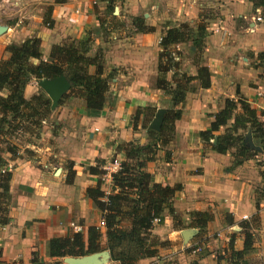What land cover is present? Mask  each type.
Here are the masks:
<instances>
[{"label": "crops", "instance_id": "crops-1", "mask_svg": "<svg viewBox=\"0 0 264 264\" xmlns=\"http://www.w3.org/2000/svg\"><path fill=\"white\" fill-rule=\"evenodd\" d=\"M9 1V5L0 3V26L6 27L0 35V59L6 57L8 45H20L34 37L40 39L44 59L48 60L53 45L80 40L94 30L95 45L104 51L105 74L112 78L98 116H86L83 100L73 98V107L68 110L67 106L59 105L56 120L44 121L38 138H31L23 148L20 146L18 158L12 160L8 154L4 155L7 166L11 167L10 222L0 228L4 263L32 264L35 253L38 264H64V258L48 256V242L54 237L76 233L71 224L81 227L79 233L84 236L89 227H99L101 213L87 197L86 190L101 182V190L109 194L111 175L121 162L116 155L117 147L131 141H145V134L142 137L138 130L132 129V117L138 108L155 111L169 108V97L154 86L162 32L181 24L194 25L202 14L212 17L201 58L202 65L211 73L210 87L201 89L198 83L193 84L196 90L186 95L182 116L174 123L171 142L146 166L155 183L182 187L173 199L177 219L164 216L162 224L152 231L157 256L137 264H218L214 260L218 254L216 244L229 239L224 233L255 218L260 222V238L264 236V198L258 210L255 206L256 190L264 188L257 162L259 158L264 160V156L232 167L233 151L218 154L197 136L209 128L212 115L223 107L225 100H236V93L264 115V77H259L261 72L253 67L254 62L243 56L248 51L264 52L260 9L254 10L248 0ZM44 1L48 3L41 5ZM95 3H111L114 21L110 29L98 28ZM133 18H142L153 31L137 33L131 22ZM45 20L50 24L46 25ZM185 45L175 48L184 54ZM182 61V71L195 76L194 63ZM171 77L172 72L165 76L168 81ZM39 89L37 81L32 79L24 95L30 98ZM138 129L142 130L141 126ZM223 132L221 128L218 135ZM91 168L104 174L92 175ZM206 211H212L214 219L200 233L199 229L190 227V214ZM226 213L232 217V226L224 221ZM100 229L101 244L105 247L104 228ZM186 229L198 232L185 244L180 232ZM242 244V239H238L235 250H242ZM197 245L202 254L194 249ZM260 256L264 261V251Z\"/></svg>", "mask_w": 264, "mask_h": 264}, {"label": "trees", "instance_id": "trees-1", "mask_svg": "<svg viewBox=\"0 0 264 264\" xmlns=\"http://www.w3.org/2000/svg\"><path fill=\"white\" fill-rule=\"evenodd\" d=\"M254 10H261L264 21V0H248ZM62 3V0H55ZM109 8L112 9V6ZM212 19L209 14L199 16L194 25L181 24L167 29L161 36L160 53L157 69L158 77L155 88L163 91L170 100V107L166 110L159 131L148 128L156 111L150 108H138L132 117L133 131L140 126L146 130V143L131 141L120 144L116 149L121 162L119 169L111 175V191L105 194L101 190V182L94 188H88L86 195L101 213L104 221L105 247H102V231L100 227L92 226L87 229L86 236L73 233L69 236L54 237L48 242L47 250L50 258L83 257L106 250L111 261L116 264H137L141 260L152 259L157 256L156 242L152 231L162 224L164 216L170 215L177 219L173 207V199L181 192L180 185L164 186L153 181L146 171L148 163L155 161L158 151L166 147L174 135V123L180 120L186 95L194 92V83L201 89H208L211 83V73L202 65L204 41L208 35L207 28ZM46 25L50 24L45 20ZM132 25L137 33H150L152 27H147L142 18H133ZM90 34L87 33L80 40L66 41L53 45L48 60L44 59L40 39L29 38L20 45H8L5 48L6 57L0 59V228L10 222L8 206L10 202L9 184L10 171H5L7 162L4 158H18L20 144L24 138H38L42 124L53 113L50 109L51 101L39 89L30 98L24 95L27 84L32 80L54 79L65 76L71 88L59 101L63 102L68 94L84 102V112L88 117H96L104 107L106 94L109 91L111 76L106 75L99 52L91 57L89 52ZM191 43L189 53L192 54L196 67V75L189 76L182 71V54L175 49L176 45ZM194 48V50H190ZM255 69L260 70L259 77H264V53L261 52L253 63ZM92 70V71H91ZM172 72L171 81L165 76ZM237 94L236 100L227 99L223 107L214 115L209 128L197 133L198 138L211 146L218 154L233 151L232 167L240 166L243 162L264 155V122L263 113L251 108L242 96ZM239 108V111L237 109ZM232 123L229 125V122ZM223 128V134L218 135ZM250 132L252 142L260 151L251 149L244 135ZM216 139V144L212 142ZM259 175L264 181V160L257 162ZM89 173L102 176L104 173L91 168ZM264 198V188L256 195L255 206L259 209V202ZM190 227L199 229L203 233L214 219L212 211L192 212ZM240 223L243 235L242 250H235L238 233H232L227 244L226 252L228 264H238L254 250L253 235L248 232L252 223ZM226 225L232 226L230 214L224 216ZM198 248L199 245H197ZM194 248V249H198ZM202 249L198 251L201 253ZM32 264H38V257L32 254ZM0 264H5L1 260ZM60 264V263H59Z\"/></svg>", "mask_w": 264, "mask_h": 264}, {"label": "rangeland", "instance_id": "rangeland-1", "mask_svg": "<svg viewBox=\"0 0 264 264\" xmlns=\"http://www.w3.org/2000/svg\"><path fill=\"white\" fill-rule=\"evenodd\" d=\"M11 1H14V0H11ZM105 1V0H104ZM23 2V1H22ZM24 3V2H23ZM47 4L48 2H46V1H44L41 5H43V4ZM96 4V3H95ZM93 5V8H94V10H95V13L98 15V18H97V20H98V23H99V27L98 28H101V31H104L105 29L107 30V29H110L111 28V26H112V22L114 21V19H113V15H112V9L111 8H109L110 6H108V5H106L107 3H103V4H100L99 5V3L98 4H96V5ZM40 5V6H41ZM111 5V4H110ZM112 6V5H111ZM70 23H73L74 21L73 20H70L69 21ZM132 22V21H131ZM169 29V28H168ZM167 29H164L163 30V32H162V34L166 31ZM93 32L90 34V39H91V42H90V47H89V52H88V54L91 56V57H93L94 55H96V53L97 52H99L100 53V55H101V58H102V65H103V68L105 69V67H106V59L104 58V51H102V49H99V47L100 46H96L95 45V32H94V30H92ZM100 30L98 31V32H101ZM103 33V32H102ZM92 34H94V35H92ZM106 34H107V32H106ZM160 40H161V38H160ZM190 45H191V43H187L186 45H185V47H184V49H183V52H184V54H182V56H183V59L184 60H188L191 64H193V59L191 58V56L192 55H189L188 54V52H189V47H190ZM159 46H160V44H159ZM176 49V48H175ZM161 51V50H160ZM160 53V52H159ZM259 53H261V52H255V51H248V52H244L243 53V56H246V57H248V59H250V61H251V63L252 62H255V58L257 57V55L259 54ZM264 53V52H263ZM159 57V56H158ZM182 63H183V61H181ZM113 71V70H112ZM112 71L110 72L111 74H113L112 73ZM117 71H119V70H117ZM109 75V74H108ZM110 76H112V75H110ZM154 86H155V84H154ZM165 94V93H164ZM73 94L71 93V94H68V96H66L65 98H64V100H63V102L61 103L63 106L65 105V106H67V108H68V110H69V108H71V107H73V98H75V97H73L72 96ZM169 107H170V101H169ZM180 108H183V106H178L176 109H180ZM58 109V107L54 110V111H52L53 113L51 114V116L48 118V121L49 122H52V121H54V120H56V117H58L59 116V113H55L56 112V110ZM257 112H258V114H260V111H258V110H256ZM55 113V114H54ZM263 117H262V121L264 122V115H262ZM139 122H140V120H139ZM138 122V125H137V130L139 131V134H141L142 135V137H143V135L145 134V136H146V130H144V129H142V130H139L138 129V126H140L139 123ZM133 129V128H132ZM136 130V131H137ZM147 137V136H146ZM29 140H31V139H29V137H27V138H24V139H22L21 141H19L18 143L20 144V146L23 148L26 144H28L29 142H31V141H29ZM145 141H146V139H145ZM144 141V142H145ZM144 142H141V143H144ZM140 143V144H141ZM158 154V153H157ZM264 156V155H263ZM261 157V156H260ZM260 159V161H262L261 160V158H259ZM120 164V163H119ZM232 165H233V163H232ZM256 189H258V188H256ZM108 190H109V188H108ZM259 191V190H258ZM258 191L256 190V193H258ZM202 213V212H201ZM257 222V223H256ZM256 222H253L252 223V226H251V229L250 230H248V232H250L252 235H253V241H254V250H253V252L251 253V254H249V255H247L246 257H245V259L243 260V261H240L238 264H264V261H263V258L260 256L261 254H262V252L264 251V236L263 237H261L260 238V230H261V227H260V222L259 221H256ZM259 222V223H258ZM234 228L235 229H230V230H228V231H226L225 233H224V235L226 236V237H229V239H230V236H231V234L232 233H240L241 232V228L239 227V226H234ZM216 237H215V239H219V237H217V235L216 234H214ZM239 236V237H238ZM237 237H236V241L238 240V239H242V241H243V235H242V233H240V235H238ZM223 238H225V237H223ZM229 239H228V241H229ZM228 241L227 242H224V240H223V244H221V245H219L218 243L216 244L217 246V248H216V250L215 251H217V253L218 254H216L215 255V257H214V260H216V262L218 263V264H221V262H222V264H228L227 263V258H228V256H229V253L228 252H226V250H227V244H228ZM235 241V242H236ZM243 245V244H242ZM199 247H200V245H199ZM262 247H263V249H262ZM17 262H15L14 261V263H9V264H16ZM6 264V263H5Z\"/></svg>", "mask_w": 264, "mask_h": 264}, {"label": "water", "instance_id": "water-1", "mask_svg": "<svg viewBox=\"0 0 264 264\" xmlns=\"http://www.w3.org/2000/svg\"><path fill=\"white\" fill-rule=\"evenodd\" d=\"M4 26H0V35L5 31ZM37 86L48 96L51 101L50 109L54 111L59 104V101L64 95L70 90V82L65 76H60L54 79H43L37 81ZM166 109H157L152 121L148 128L150 130L159 131L163 122L164 114ZM245 141L247 145L256 151H260V148L255 146L252 142L250 132L248 131L245 135ZM216 144V139L213 140V145ZM57 170L56 174H58ZM198 231L196 229H186L180 232L183 242L186 244L191 237H193ZM111 261L110 254L108 251L103 250L98 253L86 255L83 257H66L63 259L64 264H108Z\"/></svg>", "mask_w": 264, "mask_h": 264}, {"label": "built area", "instance_id": "built-area-1", "mask_svg": "<svg viewBox=\"0 0 264 264\" xmlns=\"http://www.w3.org/2000/svg\"><path fill=\"white\" fill-rule=\"evenodd\" d=\"M0 3H4L5 5H9L10 1L9 0H0ZM11 169V167L7 166L4 170H2V173H4L5 171H9ZM119 169V168H118ZM99 227H104V221L101 219L100 223H99ZM71 228L73 229L74 232L79 233L81 232V227L71 224ZM201 248H198L197 251H199Z\"/></svg>", "mask_w": 264, "mask_h": 264}]
</instances>
